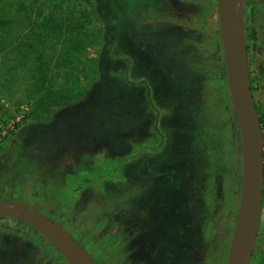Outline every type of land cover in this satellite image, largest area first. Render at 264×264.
I'll return each mask as SVG.
<instances>
[{
	"label": "rangeland",
	"instance_id": "obj_1",
	"mask_svg": "<svg viewBox=\"0 0 264 264\" xmlns=\"http://www.w3.org/2000/svg\"><path fill=\"white\" fill-rule=\"evenodd\" d=\"M115 1L0 0V9L5 12V20L9 21L0 24V131L4 127L8 129L0 143V199L23 202L62 223L97 258L99 252L88 240L94 236L91 227H103L96 237H102L109 230L104 229L100 219L108 220L111 209L103 210L102 203H115V200L93 197L90 189L83 190L85 181L88 176L96 179L95 172L99 167L98 181H106V184L113 177L116 183L120 182L122 179L115 178L120 163L117 158L127 160L125 175L129 185L144 188L135 202H128V208L140 207L139 201L146 207L144 217L150 213L152 228L145 234L147 241L156 240L152 236L158 235L159 226L165 223V219L160 223L159 218L166 214L168 226L161 230L157 241L160 246L162 240L164 245L171 242L176 248L166 257H154L151 264H196L202 247L203 226L200 223L204 213L199 199L204 191L207 206L210 193L217 200L215 220L207 228V233L215 237L216 243H223L225 237V227L220 220L216 222L225 194L222 180L217 176L209 185L200 171V159L192 155L187 162L184 160L171 169L163 167L166 163H173L171 151L175 147L181 149L184 143L190 144L188 139L197 132L192 129L202 128L203 122L214 128L219 139L218 151L212 158L217 157L221 164L232 149L233 131L238 127L236 119L228 114L227 107L232 102L227 86L221 80L222 52L217 45L219 34H216L219 30L218 9H205L210 4L216 7V2L200 0V6L204 8L185 9L186 15L155 9L163 20L156 19L154 25L161 28L157 30L164 35V40L156 42L151 57L163 51L160 54L167 59L172 70H168L169 74L166 71L160 74L159 69L153 71L151 65L156 61L151 58L146 63L150 68L142 70L146 72L143 77L140 73L142 66H127L128 53L118 51L116 64L124 57L123 62L130 73L131 85L127 89L126 83L121 84L114 74L101 76L99 73L101 67L106 66L105 59L99 57L103 25L90 11L99 9V14L105 17L110 6L112 9H126L125 0L119 1L118 7ZM198 14L201 24L198 20L196 26L192 17ZM42 15H51L70 30L45 35L37 27ZM76 26L81 29L74 30ZM147 29L143 31L147 33ZM191 31L193 37L187 35ZM135 33L136 37L140 33L144 35L137 27ZM131 39L132 36L130 42ZM125 44L126 39L122 40L121 46ZM119 65H116L117 76L124 71ZM207 99L211 101L209 113H215L219 122L211 117L205 121L206 113L201 114L203 120H198L202 112L200 107L206 105ZM23 118H27V123L16 128ZM168 130L172 133L169 146L167 140L162 141ZM156 160L159 165H164L161 169L156 168ZM161 160L166 163L161 164ZM156 185L162 187L154 195L149 189ZM106 186L113 194L119 189L118 184L111 186L107 183ZM97 187L101 190L100 186ZM172 191L179 192L178 198L186 205L179 216L180 224L171 213L173 202L169 194ZM89 199L98 204V212H86L92 207L87 206ZM81 213L91 221V224L83 225L86 240L73 225L80 227ZM0 225L5 229L8 227L10 234L20 227L18 222L9 219L0 220ZM23 228L21 224L18 230L21 237L35 243L37 238L31 230ZM167 234L170 237H166ZM147 241L145 246L149 243ZM38 244L46 247L44 242ZM227 246L225 243L222 252L228 255ZM153 248L159 249V246L154 244L149 250L143 247V251L148 255ZM178 249L187 251L190 263L188 259H180ZM54 257L55 261H65L57 253ZM217 260V255H205L206 264H215ZM251 264H264V251L254 253Z\"/></svg>",
	"mask_w": 264,
	"mask_h": 264
},
{
	"label": "trees",
	"instance_id": "obj_2",
	"mask_svg": "<svg viewBox=\"0 0 264 264\" xmlns=\"http://www.w3.org/2000/svg\"><path fill=\"white\" fill-rule=\"evenodd\" d=\"M57 10V9H55ZM99 9H91V13L100 20L103 25L101 28V40H100V52L99 57L105 59V68L103 69L101 67V70H99V73L101 76L111 75L114 74V77L118 78L117 80L121 82V84H125L128 89V85H131L130 82V73L129 70L125 67V64L123 61H125L124 57L119 58L118 60L119 64H124L123 66H120L117 63V60H115L118 57H115L116 53L118 51L127 52V66L130 67V37H131V30H132V13L130 9H110L105 13V17H103L98 12ZM4 11L0 9V24L1 23H8V20H5L4 18ZM146 14V15H145ZM198 20L199 24L200 22V15L198 14ZM244 17H245V28H246V41H247V50H248V58H249V67H250V79H251V89L252 93L255 99L257 112L259 116V120L264 128V0H244ZM150 18V14L148 12L143 13L142 10L136 9L135 10V25L139 26V23H141L143 20H148ZM37 27L45 33V35H50L55 32H63L65 30H70L69 27H66L64 25V22L57 21L54 19V17H51V15H42V18L40 21H38ZM138 28V27H137ZM148 28V25L139 27V29H145ZM81 27H74V30H80ZM73 30V29H72ZM217 35L219 34V30H217ZM194 36V35H193ZM128 38V42H127ZM126 39V44L124 47L121 46L122 40ZM217 45L219 50L222 52L221 42L219 35L217 36ZM123 48L120 50L119 48ZM154 46L151 45V50H153ZM152 53V52H151ZM221 66H220V72H221V80L226 84L227 86V80H226V74H225V68L224 63L222 59L221 54ZM116 65H119L121 67V70L124 69L123 73L119 76L116 75ZM151 69L153 71H157L159 67H154V64L151 65ZM169 73V72H168ZM129 81V82H128ZM127 91V90H125ZM229 98V96H228ZM206 105L202 104L200 107V110L202 111L199 114L198 120H203L201 118L202 113H206L207 115H204V120L207 121L208 117H211L214 119V121L219 122V118L215 116V113H212V115L209 113L211 110V101L209 99L206 100ZM229 103V101H228ZM153 109V106H150V109ZM228 108V114L229 116H232V119H236L235 110L232 105H230ZM27 123V118H23L20 123L16 124V128H19L21 125H25ZM236 126L238 127V123L236 121ZM203 125V129L201 127L193 128L192 131H197L194 135H192V138L188 139L190 144H185L181 149H178V147L174 148L171 152V161L174 163H166L161 160L162 163H166V165H159L156 160V168L163 167L167 169H171L175 165H179L184 160L187 162V158L190 157V155L194 157H198L200 159V171L205 175L204 180L210 183L215 181V178L217 179V176L221 178L223 183V189H224V196L222 199V204L220 205L221 213L216 216V222L217 220H220V222L223 224L224 228V240L223 243L221 241L219 243H216L214 240L215 237H211L210 233H207V228L209 229L215 220V209L217 208V200L214 198L213 193H210V204L207 206V195L205 196V191L200 194L199 202L201 203V208L204 213L203 220L201 221L200 225L203 226L201 229V245L200 248V254L197 255V259L195 261L196 264H206L205 263V255H208L209 253L212 255H217L218 260L215 262V264H226V255L227 252H222V249L225 247V243L228 244L230 242V237L232 234L233 226L236 221L237 217V211H238V203H239V195L241 191V176H242V167H241V156H240V139H239V128L237 131H233L232 135V149H230V154L225 156V161H223L221 164L218 162L217 157H213V153L218 151L217 145H218V137L217 133L215 132L214 128H209L206 122L201 123ZM195 130V131H194ZM171 132L168 130L166 132V138L162 139L163 143L165 140L168 142V146L170 145V138H171ZM199 135H202L201 138H199ZM166 144V143H165ZM192 149V151H191ZM159 151L161 149H158ZM192 154H191V153ZM142 156V154H140ZM119 163L118 173L115 175L120 182L117 183L113 180V177H110V180L107 181V183L111 184V186L118 184L119 189L114 194L110 187H107L105 182H100L97 179H99L98 172L99 167L97 168L95 174L96 179H93L92 177L88 176V179L85 181V185L83 190H89L91 191L93 197H108L113 198L115 200V203H110L109 201H105L102 203V209L103 210H109V217L108 220H102L101 224H104V229L109 228L107 232L104 233L102 237H96L97 232H101V227L99 226H92V234L94 235L90 239V243L94 244L99 252V256L97 257V261L100 264H141V263H148L151 264V261L154 259V257L158 256L159 258H162L163 256H167L168 252H172L174 249L171 242L161 241L160 243L157 241L158 236L156 233L152 236L155 237L156 240L153 238L151 241H147V237H145V234L149 232V230L152 228L151 223V215L148 212V215L144 217L143 214L146 212V207L144 204L141 205L139 201H137L138 205L140 207L136 208H128V202L132 203L136 201V198L138 195H140L144 188L142 187H134L132 185H129L128 177L126 174V166L128 164L127 160H121L120 158H117ZM172 166V167H171ZM89 174L93 175L94 172L88 171ZM177 174V172H176ZM98 176V177H97ZM177 182L179 183L180 180L177 176L176 178ZM165 185H168L167 183L163 182ZM163 184V185H164ZM103 185V186H102ZM213 185V184H212ZM100 186L101 190H98V187ZM157 188V186H155ZM162 187V186H161ZM159 191V189H156ZM100 191V193L98 192ZM79 192V191H78ZM154 193V192H153ZM155 194V193H154ZM171 194V195H170ZM169 194V197L172 199V208L171 213H173V217H175V221H177V224H180L179 216L182 212L183 208L186 206L183 204V202L178 198L179 192L172 191ZM79 199V196L77 197ZM75 198V199H77ZM139 199V198H138ZM116 205V207H115ZM87 206H92L87 209L86 212H89L91 214V210H93L95 213L98 212V204L93 201L92 199L87 202ZM191 206V205H190ZM128 208V209H127ZM101 209V211H103ZM177 216V217H176ZM79 223L81 224L76 226L74 223L73 225L76 227L77 232L80 233V236L83 240H86L85 237V231L83 228V225L86 226L91 224V221L88 219L86 215H83L82 213L79 214ZM158 225V223H157ZM103 228V227H102ZM33 229V228H32ZM35 230V229H33ZM98 230V231H97ZM36 231V230H35ZM38 233V231H36ZM147 241V246L144 245V242ZM171 241V240H168ZM151 242V243H150ZM158 245V248H153V251L150 252L148 255L143 251V247H145V250H149L150 246L152 245ZM181 245V241L177 248ZM227 246V250H228ZM166 247V249H164ZM180 249L176 250L180 254V259L185 261L188 259L189 263L190 260L187 256V251H179ZM264 251V223L261 228V231L259 233V236L257 238V243L255 247L254 253H261ZM59 256L60 253H58ZM222 255V257H221ZM192 259V257H191ZM182 261V262H183ZM221 262V263H219Z\"/></svg>",
	"mask_w": 264,
	"mask_h": 264
},
{
	"label": "water",
	"instance_id": "obj_3",
	"mask_svg": "<svg viewBox=\"0 0 264 264\" xmlns=\"http://www.w3.org/2000/svg\"><path fill=\"white\" fill-rule=\"evenodd\" d=\"M218 22L228 89L241 140V191L226 264H251L264 209V130L251 89L243 0H218ZM0 216L38 231L69 264H99L61 223L27 204L0 199Z\"/></svg>",
	"mask_w": 264,
	"mask_h": 264
},
{
	"label": "flooded vegetation",
	"instance_id": "obj_4",
	"mask_svg": "<svg viewBox=\"0 0 264 264\" xmlns=\"http://www.w3.org/2000/svg\"><path fill=\"white\" fill-rule=\"evenodd\" d=\"M116 1H115L116 2L115 6L116 7L120 6V5H118V3H119V1H122V0H116ZM211 1L216 2V7L214 4H210L209 7L205 8V9H215V8L218 9V0H211ZM123 5H126V9H130V11L132 13V20H133L132 30H131L132 39L130 42L131 44H130V49H129L130 64L131 65H134V64L141 65L142 68L140 69V73H141V75H143V77H145L144 73H146V72H145V70L144 71H142V70L145 69L144 67H147V69H149L150 66L148 64L146 65V63L149 62V59L154 58V61H156V64L154 65V67H156V68H157V66L159 67V73L163 74V72L166 71L167 74H169L168 70L171 69V66L168 65L167 59H165V58H163V56H161L163 51L159 52V54L155 53L154 56L151 57V52H152L151 45L157 46L156 42H162L164 40V35H162V33L159 34V32H158V30L161 28L154 25V21H156V19H158V21H160V22L163 20V18H159L158 13H157V11H155V9H158V8L168 9L167 11H169V13L172 12L175 15L177 13L180 15H186L187 13H185V11H184L185 9H203L204 8V7L200 6L201 5L200 0H125V2H123ZM113 6H114V4H113ZM243 8H244V0H243ZM110 9H112L111 6H110ZM122 9H125V8H122ZM136 9L142 10L143 13L148 12L150 14V18L148 20H143L141 23H139V26H136L135 22H134ZM163 15L166 18V16H167L166 13H164ZM192 21H194V24L197 26L198 16L197 15L195 17L193 16ZM146 24L148 25V29L146 31L147 33H145L141 29L142 32L144 33V35L142 36L140 33L139 34L140 37L139 36L136 37L137 33H135V27L139 28V27L145 26ZM171 24H173V23H171ZM218 27H219V22H218ZM187 35H189V37H193L194 33L192 31L187 32ZM189 37H185V38H189ZM219 37H220V32H219ZM220 42H221V40H220ZM221 47H222V45H221ZM159 58H160V60L158 62ZM222 59H223V53H222ZM223 63H224V60H223ZM224 68H225V66H224ZM225 74H226V72H225ZM226 80H227V77H226ZM227 89H228V83H227ZM228 91H229V89H228ZM229 94H230V92H229ZM230 98H231V96H230ZM231 102H232V100H231ZM236 121H237V117H236ZM237 123H238V121H237ZM238 128H239V125H238ZM263 130H264V128H263ZM239 139H240V137H239ZM240 143H241V140H240ZM240 154H241V147H240ZM156 186H157V188L152 186L149 190H152L156 194L157 193L156 189H160L161 185H156ZM152 188H154V189H152ZM159 192H160V190H159ZM163 215L166 216V214H163ZM165 216H164V218H159L160 223H161V221L163 223L162 219H165V223L163 225L159 226L158 235L161 232V230H165V228L168 226V223L166 222L167 220H166ZM5 219H9L11 221L18 222L20 227L15 229V231L13 232L14 234H10L11 231H10V229H8V227L5 226L6 227V229H5L4 226L0 225V264H69L66 260L65 261H55L54 254L57 253V255L59 256L58 253H60V252L43 235H41L39 232L37 233L35 230H33L34 228L32 229L31 226H29V225H27V224H25V223H23L17 219H13V218L6 217V216H0V220H5ZM263 223H264V209H263V219H262L260 231H261V228L263 226ZM21 224L24 226V228H29V230H31V233L37 238L36 240L38 242H42V243L44 242L46 247L39 245L37 241L36 242L34 241L35 243H33V242H30V240H28V239H23V237H21V234L18 232V230L20 231V229H21ZM64 227L67 228L66 226H64ZM260 231H259V233H260ZM3 232H5V233H3ZM169 232H170V230H167V233H169ZM71 233L74 235L73 232H71ZM166 237H170V236H168V234H167ZM168 240H170V239H168ZM24 243H26V245ZM150 248H151V246H150ZM164 249H166V247H164ZM60 255H61V253H60ZM96 260H97V258H96ZM141 264H148V263L143 262Z\"/></svg>",
	"mask_w": 264,
	"mask_h": 264
},
{
	"label": "built area",
	"instance_id": "obj_5",
	"mask_svg": "<svg viewBox=\"0 0 264 264\" xmlns=\"http://www.w3.org/2000/svg\"><path fill=\"white\" fill-rule=\"evenodd\" d=\"M7 133H8V129L6 127L1 129V131H0V143L6 137Z\"/></svg>",
	"mask_w": 264,
	"mask_h": 264
}]
</instances>
